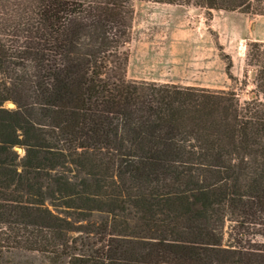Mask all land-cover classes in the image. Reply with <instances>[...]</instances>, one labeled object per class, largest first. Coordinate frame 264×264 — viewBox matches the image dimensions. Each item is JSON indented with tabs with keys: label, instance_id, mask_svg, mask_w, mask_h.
Returning a JSON list of instances; mask_svg holds the SVG:
<instances>
[{
	"label": "trees",
	"instance_id": "obj_1",
	"mask_svg": "<svg viewBox=\"0 0 264 264\" xmlns=\"http://www.w3.org/2000/svg\"><path fill=\"white\" fill-rule=\"evenodd\" d=\"M133 16L131 0H0V264H264V46L243 103L131 81Z\"/></svg>",
	"mask_w": 264,
	"mask_h": 264
},
{
	"label": "rangeland",
	"instance_id": "obj_2",
	"mask_svg": "<svg viewBox=\"0 0 264 264\" xmlns=\"http://www.w3.org/2000/svg\"><path fill=\"white\" fill-rule=\"evenodd\" d=\"M131 3L134 16L130 43L138 34L136 24L149 16H164L172 20L181 18L182 28L191 33L189 38H182L192 45L184 51L189 54L178 58L183 64H190L183 66V70L187 69L189 72L183 71L175 76V84L201 85L210 90L232 91L240 103L255 96V86L251 79V74L255 71L247 66L246 55L251 44L260 43L264 46V15L213 10L208 12L193 6L157 4L141 0H131ZM196 19L201 21V27L195 26ZM127 50L124 49L128 54ZM146 58L149 61V57ZM203 64L205 67H202ZM126 78L128 79L127 75ZM16 150L20 155L23 154L21 149ZM22 260L23 264H42L40 258L33 254L26 255Z\"/></svg>",
	"mask_w": 264,
	"mask_h": 264
},
{
	"label": "crops",
	"instance_id": "obj_3",
	"mask_svg": "<svg viewBox=\"0 0 264 264\" xmlns=\"http://www.w3.org/2000/svg\"><path fill=\"white\" fill-rule=\"evenodd\" d=\"M180 21L181 18L172 20L164 16H149L136 24L138 34L127 45L129 52L126 75L128 79L177 85L174 83L175 76L182 74L183 71L189 72L187 69L183 70V66L187 67L190 64H183L178 58L189 54L184 51L190 49L192 45L182 38H189L191 33L182 28ZM201 25V21L196 19L195 26L201 27ZM146 57H149V61ZM202 67L205 65L203 64ZM183 86L207 88L201 85Z\"/></svg>",
	"mask_w": 264,
	"mask_h": 264
},
{
	"label": "water",
	"instance_id": "obj_4",
	"mask_svg": "<svg viewBox=\"0 0 264 264\" xmlns=\"http://www.w3.org/2000/svg\"><path fill=\"white\" fill-rule=\"evenodd\" d=\"M254 77H255V72H252V74H251V79L253 80ZM253 98H255V96H252V99H253ZM7 107H8V108H14L15 106H14V104H12V103H8V104H7Z\"/></svg>",
	"mask_w": 264,
	"mask_h": 264
}]
</instances>
